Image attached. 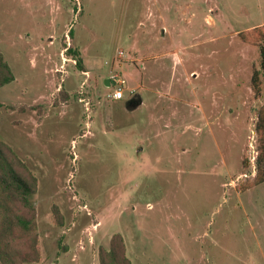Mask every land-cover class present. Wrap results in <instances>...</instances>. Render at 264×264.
I'll use <instances>...</instances> for the list:
<instances>
[{
  "label": "rangeland",
  "instance_id": "rangeland-1",
  "mask_svg": "<svg viewBox=\"0 0 264 264\" xmlns=\"http://www.w3.org/2000/svg\"><path fill=\"white\" fill-rule=\"evenodd\" d=\"M258 26L264 0H0V138L38 178L23 264H101L116 233L132 264H264V182L239 190L264 105L240 33Z\"/></svg>",
  "mask_w": 264,
  "mask_h": 264
},
{
  "label": "trees",
  "instance_id": "trees-1",
  "mask_svg": "<svg viewBox=\"0 0 264 264\" xmlns=\"http://www.w3.org/2000/svg\"><path fill=\"white\" fill-rule=\"evenodd\" d=\"M71 34L73 32L71 31ZM243 40L259 46L260 68L255 70L253 82L259 87V78L264 75V26L240 33ZM79 55V52H75ZM81 64V58L78 59ZM15 80L10 63L0 52V87ZM68 97L67 95H65ZM14 107V106H12ZM258 134L257 172L249 182L239 187L240 191L264 182V105L258 111L256 123ZM38 190V178L26 162L18 156L11 145L0 138V263L23 264L40 258L38 233L36 232V207L32 200ZM53 212L60 225L63 216L58 205ZM101 264H132L126 252L122 234L112 236L110 246L100 247Z\"/></svg>",
  "mask_w": 264,
  "mask_h": 264
},
{
  "label": "built area",
  "instance_id": "built-area-1",
  "mask_svg": "<svg viewBox=\"0 0 264 264\" xmlns=\"http://www.w3.org/2000/svg\"><path fill=\"white\" fill-rule=\"evenodd\" d=\"M113 97L115 99H121L123 98V90L122 89H117L114 93H113Z\"/></svg>",
  "mask_w": 264,
  "mask_h": 264
},
{
  "label": "water",
  "instance_id": "water-1",
  "mask_svg": "<svg viewBox=\"0 0 264 264\" xmlns=\"http://www.w3.org/2000/svg\"><path fill=\"white\" fill-rule=\"evenodd\" d=\"M106 84L109 85V79H106ZM142 102V99H132L133 104H139Z\"/></svg>",
  "mask_w": 264,
  "mask_h": 264
},
{
  "label": "crops",
  "instance_id": "crops-1",
  "mask_svg": "<svg viewBox=\"0 0 264 264\" xmlns=\"http://www.w3.org/2000/svg\"><path fill=\"white\" fill-rule=\"evenodd\" d=\"M132 99H133V98L129 99V101L131 102V101H132ZM129 101H128V102H129ZM142 102H143V100H142ZM142 102H141V103H142Z\"/></svg>",
  "mask_w": 264,
  "mask_h": 264
},
{
  "label": "flooded vegetation",
  "instance_id": "flooded-vegetation-1",
  "mask_svg": "<svg viewBox=\"0 0 264 264\" xmlns=\"http://www.w3.org/2000/svg\"><path fill=\"white\" fill-rule=\"evenodd\" d=\"M128 104H129V105L132 104V101H131V102L129 101Z\"/></svg>",
  "mask_w": 264,
  "mask_h": 264
}]
</instances>
